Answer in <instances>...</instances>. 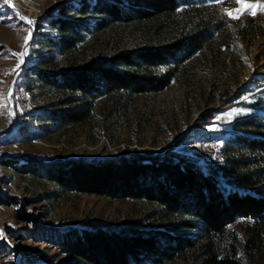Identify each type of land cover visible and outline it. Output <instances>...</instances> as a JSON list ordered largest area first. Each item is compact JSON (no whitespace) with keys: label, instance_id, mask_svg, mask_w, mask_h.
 Returning a JSON list of instances; mask_svg holds the SVG:
<instances>
[{"label":"trees","instance_id":"1","mask_svg":"<svg viewBox=\"0 0 264 264\" xmlns=\"http://www.w3.org/2000/svg\"><path fill=\"white\" fill-rule=\"evenodd\" d=\"M205 1L48 0L42 19L51 24L54 34L44 37L46 47L66 55L71 64L56 72L36 70L35 78L63 91L62 105L68 104L42 113V119L60 131L90 118L101 96L121 90L137 94L167 88L177 64L201 50L211 28L219 26L218 20L203 14ZM71 9L86 17L69 15ZM181 14L193 16L192 21L187 20L179 32L172 31L165 43L123 49L108 58L90 56L80 63L71 58L89 32L122 22L137 25L151 21L161 32ZM251 21L248 18L243 28L238 27L249 40L262 34L259 23L257 28H249L247 22ZM169 63L174 65L158 74V69ZM23 76L17 73L11 81L13 122L0 130V144L26 128L21 120L26 112L17 96ZM215 110L200 115L197 122L202 133L214 132ZM229 128L230 133L217 134L221 156L205 163L178 149L184 139L193 143L198 138L189 132L155 154L93 160L9 150L0 156V163L23 174L34 172L65 190L119 199L146 198L161 206L160 222L150 227L55 228L50 241L71 257L55 264H182V255L190 249L200 253L199 264H264V113L242 116ZM0 197L10 201L2 194ZM240 220L246 238L237 246L227 235L230 225Z\"/></svg>","mask_w":264,"mask_h":264},{"label":"rangeland","instance_id":"2","mask_svg":"<svg viewBox=\"0 0 264 264\" xmlns=\"http://www.w3.org/2000/svg\"><path fill=\"white\" fill-rule=\"evenodd\" d=\"M47 3L48 0H10L9 3L0 0V130L13 122L9 92L17 73L24 74L17 96L26 112L21 117L26 128L0 144L3 154L16 150L22 154L41 152L93 160L120 154H155L189 132L198 138L193 143L184 139L178 149L205 163L221 156L222 143L217 134L230 133L228 127L242 116L264 113V11L259 8L264 0H244V4L235 0H207L203 3V14L218 20L219 26L211 28L201 50L177 64L174 80L167 88L137 94L121 90L101 96L90 118L76 127L54 131L41 116L62 106L66 108L68 104L62 105L65 93L35 78L36 70H65L71 59L55 48L46 47L44 37L54 34L51 24L42 19ZM247 4L258 6L252 9L254 15L245 9ZM236 9L245 10L236 13ZM226 10L233 11L238 18L227 15ZM75 14L76 10L71 9L69 15ZM76 17L86 16L76 14ZM190 17L193 19L178 15L161 32L153 21L137 25L122 22L89 32L79 48L71 52V58L80 63L90 56L108 58L123 49L165 43L171 32H179ZM248 18H252L247 22L249 28L257 23L262 26V34L253 40L238 31ZM173 65L160 67L158 74ZM22 94L26 107L22 106ZM212 108L216 109L211 125L214 132L202 133L197 121L204 111ZM0 194L10 199L5 201L0 197V232L3 233L0 264H55L61 259H71L50 241L55 228H118L128 224L143 228L160 222L161 206L157 202L65 190L34 172L23 174L1 163ZM243 226L242 220L232 223L228 241L232 239L242 246L246 238ZM199 257L200 253L190 249L181 261L199 264Z\"/></svg>","mask_w":264,"mask_h":264},{"label":"snow or ice","instance_id":"3","mask_svg":"<svg viewBox=\"0 0 264 264\" xmlns=\"http://www.w3.org/2000/svg\"><path fill=\"white\" fill-rule=\"evenodd\" d=\"M4 2L5 3H9L10 0H4ZM235 2L237 4H244V0H235ZM257 7L258 6L256 4H247L245 6V9L249 12V14H253L254 15L255 13L252 11V9L257 8ZM259 8H260V10L264 11V4L259 5ZM245 9H236L234 11L236 13H240V12H242ZM226 12H227V15L231 16L232 18H234V19L238 18V15H233V11L226 10ZM29 22H31V21H29ZM0 238H3V233L2 232H0Z\"/></svg>","mask_w":264,"mask_h":264},{"label":"built area","instance_id":"4","mask_svg":"<svg viewBox=\"0 0 264 264\" xmlns=\"http://www.w3.org/2000/svg\"><path fill=\"white\" fill-rule=\"evenodd\" d=\"M24 97V94H22V97H21V100H22V106H28V104L26 103V105H25V103L24 102H26V100H25V98H23ZM211 144H212V146L213 145H215V142L214 141H212L211 142ZM3 154V150L0 148V155H2Z\"/></svg>","mask_w":264,"mask_h":264}]
</instances>
